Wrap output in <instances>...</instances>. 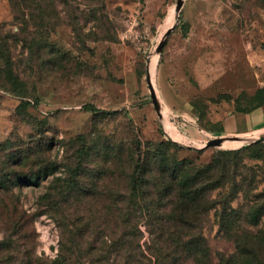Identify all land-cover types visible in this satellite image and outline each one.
Wrapping results in <instances>:
<instances>
[{
  "label": "rangeland",
  "instance_id": "374dc122",
  "mask_svg": "<svg viewBox=\"0 0 264 264\" xmlns=\"http://www.w3.org/2000/svg\"><path fill=\"white\" fill-rule=\"evenodd\" d=\"M262 107L264 0H0V264H264V122L214 133ZM165 147L216 161L179 229Z\"/></svg>",
  "mask_w": 264,
  "mask_h": 264
},
{
  "label": "trees",
  "instance_id": "16d2710c",
  "mask_svg": "<svg viewBox=\"0 0 264 264\" xmlns=\"http://www.w3.org/2000/svg\"><path fill=\"white\" fill-rule=\"evenodd\" d=\"M91 110L95 109L92 108ZM172 144L176 145L175 143ZM164 150L166 151H163L161 154V166L159 167L158 172L161 178L160 180H162L161 188L164 193L163 197L168 198L169 200L163 206L166 209L168 208V210H166V215H168L167 220L173 221L175 223L174 226L179 229L180 225L178 226L177 222L183 224L185 220L182 219L183 214H189L196 205L194 194L205 188H196V184L203 176L212 171L213 167L216 166V161L195 168L194 163L191 160L186 158L182 160L173 158V156L169 154V148L167 149V147H165ZM149 161L150 158H147L144 163L141 162L132 175V190L133 194L137 196H144L146 190L154 184L155 179L148 169V166L150 165ZM38 179L39 176L36 175L35 177L27 179V182H37ZM158 209L159 208L156 209L157 212H159ZM146 210H152L153 212L155 209L146 205ZM176 214H180L181 216H176ZM159 228L162 230V234L159 237L164 238L163 231H166L165 223L160 222ZM151 235H153V232H151ZM257 239H263V236L258 234ZM155 243H158L157 238H155ZM203 249H205L204 246Z\"/></svg>",
  "mask_w": 264,
  "mask_h": 264
},
{
  "label": "crops",
  "instance_id": "0c3cea01",
  "mask_svg": "<svg viewBox=\"0 0 264 264\" xmlns=\"http://www.w3.org/2000/svg\"><path fill=\"white\" fill-rule=\"evenodd\" d=\"M262 111V115H257L256 113L258 111ZM245 123L244 125H241V122ZM264 122V107H262L261 109L254 111L251 114H247L245 116H241V115H233V119H226L225 121H223V124L220 130H215L214 133H218L221 135H228V134H233V133H247V130L249 129V127L252 128H261L262 127V123ZM214 136V135H213ZM219 136V135H218ZM215 137V136H214Z\"/></svg>",
  "mask_w": 264,
  "mask_h": 264
},
{
  "label": "water",
  "instance_id": "95a60500",
  "mask_svg": "<svg viewBox=\"0 0 264 264\" xmlns=\"http://www.w3.org/2000/svg\"><path fill=\"white\" fill-rule=\"evenodd\" d=\"M171 33V31H169V34ZM163 45L159 48V50H162ZM224 141V138H215V139H211L208 143H207V147H217V146H221L222 143Z\"/></svg>",
  "mask_w": 264,
  "mask_h": 264
},
{
  "label": "bare ground",
  "instance_id": "6f19581e",
  "mask_svg": "<svg viewBox=\"0 0 264 264\" xmlns=\"http://www.w3.org/2000/svg\"><path fill=\"white\" fill-rule=\"evenodd\" d=\"M224 141H226V140H224ZM232 141V140H231ZM234 141H239V140H234Z\"/></svg>",
  "mask_w": 264,
  "mask_h": 264
}]
</instances>
